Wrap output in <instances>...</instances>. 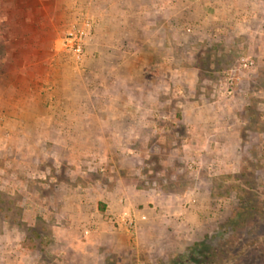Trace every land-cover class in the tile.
Listing matches in <instances>:
<instances>
[{
  "label": "rangeland",
  "instance_id": "374dc122",
  "mask_svg": "<svg viewBox=\"0 0 264 264\" xmlns=\"http://www.w3.org/2000/svg\"><path fill=\"white\" fill-rule=\"evenodd\" d=\"M243 1L173 33L154 10L99 50L93 32L80 62L59 45L71 20L48 68L20 66L41 80H3L40 101L0 111V264H264V0Z\"/></svg>",
  "mask_w": 264,
  "mask_h": 264
},
{
  "label": "crops",
  "instance_id": "0c3cea01",
  "mask_svg": "<svg viewBox=\"0 0 264 264\" xmlns=\"http://www.w3.org/2000/svg\"><path fill=\"white\" fill-rule=\"evenodd\" d=\"M89 1L92 0H0V22L3 27L6 50V60L0 71V111L2 110L3 102H8L13 107L24 106L27 101V106H31V108L38 105L40 98L33 92V89H29V86V88L26 87L27 90L25 92L21 91L22 88L18 86L10 85L5 90L2 82L5 79L10 81L41 80L42 77L36 74V72L30 70L24 73L20 66L27 63L28 65H33L35 68L36 66L43 65H47L46 67L48 68L54 44L57 42L59 29L64 28L66 30L68 27L67 22L74 20L70 26L72 28L77 22L79 11H82ZM95 1V12L97 14L100 13L101 17H106V20L101 22L97 29L94 30L93 41L97 50L104 48L103 42L99 41V39L101 40L100 36L104 32V28H107L105 30L109 31L108 33L110 34L119 33V31L138 33L143 26L145 27L143 29H147V22H144L146 18L156 16L159 13L160 18L168 17L172 19V22H169V26H159L161 30L164 28V32L173 33L180 27L179 24H182L180 28H183L184 22L178 19V17L185 14L187 17L200 15H202L203 19L208 17L211 23V21H220L224 17L237 16L240 14L239 12L243 13L246 8L243 0H168L167 3L165 0ZM105 2L106 5H104ZM154 10L158 11V13L154 12ZM188 22L189 20H186L185 26L189 28L193 26V24H189ZM143 29L141 31H144ZM109 44V49L136 46L141 50L144 47V43L134 44L130 42H116V40L110 41ZM23 49L37 51L27 56L19 53ZM8 66H11V68H8ZM3 92H6V97H4ZM11 94L13 97L15 95L18 96L13 102L9 100L12 97ZM23 97H25L26 101H22L21 98ZM52 97L46 93L44 95V103L47 105ZM52 103L49 105H53ZM49 112L52 113L51 108L45 109V113ZM78 207L81 208L82 206ZM149 213L151 217L157 216V213L154 211ZM156 218H159V215ZM98 223L101 224L99 221ZM149 223L150 221L143 224L141 232L146 229L145 227ZM100 228L102 227L100 226ZM102 234H104V231ZM105 235H109V238L115 242L124 243L122 235L113 232Z\"/></svg>",
  "mask_w": 264,
  "mask_h": 264
},
{
  "label": "built area",
  "instance_id": "2783aa9c",
  "mask_svg": "<svg viewBox=\"0 0 264 264\" xmlns=\"http://www.w3.org/2000/svg\"><path fill=\"white\" fill-rule=\"evenodd\" d=\"M95 29V23L91 17L87 14H82L76 24L66 34V36L60 40L61 49L72 55L77 62L83 60L85 55V48L88 40L92 37ZM127 231H134L136 228V222L127 216L123 218Z\"/></svg>",
  "mask_w": 264,
  "mask_h": 264
},
{
  "label": "trees",
  "instance_id": "16d2710c",
  "mask_svg": "<svg viewBox=\"0 0 264 264\" xmlns=\"http://www.w3.org/2000/svg\"><path fill=\"white\" fill-rule=\"evenodd\" d=\"M5 60H6V50H5V43H4V38H3V27H2V24L0 22V71L2 70V67L4 66ZM247 211H250L247 214L248 217H253V216H255L254 213H256L258 211V209L256 207H253L252 209L249 208ZM198 246H199V244L196 245V247H198ZM192 251H193V249H192ZM193 258H194V256L192 254V256L190 258H187L186 264H191L192 262H194Z\"/></svg>",
  "mask_w": 264,
  "mask_h": 264
}]
</instances>
